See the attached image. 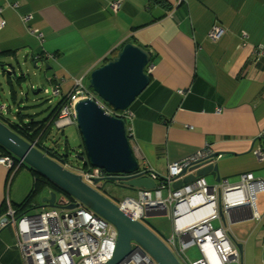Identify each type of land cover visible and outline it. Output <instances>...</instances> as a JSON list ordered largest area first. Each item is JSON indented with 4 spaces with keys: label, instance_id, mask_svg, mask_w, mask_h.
I'll use <instances>...</instances> for the list:
<instances>
[{
    "label": "crops",
    "instance_id": "0c3cea01",
    "mask_svg": "<svg viewBox=\"0 0 264 264\" xmlns=\"http://www.w3.org/2000/svg\"><path fill=\"white\" fill-rule=\"evenodd\" d=\"M113 1L0 0V21L5 20L0 62L31 56L43 63L48 81L60 87L55 96L61 100L76 80L88 87L91 71L121 45L144 46L155 53L154 69L130 107L135 115L130 141L140 167L165 175L172 162L209 148L218 155L221 180L235 184L252 173L264 181V156L255 154L259 148L264 153V56L254 52L264 46V0H121L119 9ZM26 14L31 17L24 22ZM215 25L226 32L211 40L208 32ZM242 33L244 47L239 46ZM8 169L0 163V211L7 200L22 202L35 180L23 167L11 181ZM218 173L205 176L209 185L219 183ZM256 210L254 215L252 208L240 206L224 210L225 220L215 219L243 244V264H264V191L257 193ZM0 264H25L14 227L0 232Z\"/></svg>",
    "mask_w": 264,
    "mask_h": 264
},
{
    "label": "built area",
    "instance_id": "2783aa9c",
    "mask_svg": "<svg viewBox=\"0 0 264 264\" xmlns=\"http://www.w3.org/2000/svg\"><path fill=\"white\" fill-rule=\"evenodd\" d=\"M121 0L111 2L114 9L121 7ZM17 6V4H13ZM30 14L23 16L27 21ZM5 21L0 23L4 26ZM226 29L215 25L208 33L211 40L220 39ZM41 36V35H40ZM240 47L247 44L246 34L240 36ZM254 52L264 56V46H257ZM154 64L147 67L153 71ZM45 92H49L46 88ZM60 87L51 91L52 95H59ZM183 93L182 91H180ZM92 96V92L83 85L81 79L76 80L75 88L64 97L58 114L53 119V126L61 129L70 124H76L74 106L81 98ZM99 104L106 112L119 116L125 121V128L129 140L134 137V112L129 108L124 111H114ZM6 107L0 105V115ZM264 138V132L261 133ZM211 153L209 148L197 151L181 160L172 162L168 172L160 175L151 170L150 176L156 180V190H139L137 197H126L120 207L130 217L147 220L153 217L169 215L173 222L171 232L162 233L165 238L179 241L180 248L197 245L202 257L189 261L188 264H243L242 254L232 239L230 229L223 223L213 227L211 220L219 219V205L230 212L240 206H248L257 215V193L264 191V181L257 180L252 173L242 174L237 183L231 184L222 180L215 185H209L204 177L173 189L172 178L177 176L187 166L201 161ZM258 158L264 153L259 148L255 151ZM82 162L77 170L84 179L94 185L95 178H104L107 173L100 168L86 166L87 156L83 150L76 155ZM13 157L1 156L0 163L8 168H18L23 162ZM64 165L70 169V163ZM167 193L164 195L163 191ZM8 202V211L0 222V227L13 225L15 227V246L19 249L25 264H106L115 253L118 231L116 227L98 216L83 204L75 208H48L40 212H27L15 217V211ZM131 252L121 264H158V262L138 243L132 241Z\"/></svg>",
    "mask_w": 264,
    "mask_h": 264
},
{
    "label": "water",
    "instance_id": "95a60500",
    "mask_svg": "<svg viewBox=\"0 0 264 264\" xmlns=\"http://www.w3.org/2000/svg\"><path fill=\"white\" fill-rule=\"evenodd\" d=\"M151 59L150 49L131 41L127 42L116 56L91 71L88 89H92L90 90L92 96L81 98L74 106L76 125L87 162L108 174L105 178H95L94 185L89 184L82 173L67 168L47 155L35 143L20 136L2 120L3 115H0V146L73 199V202L68 204L69 200L65 195L58 200L57 192L50 191L48 195L42 197V204L37 207L71 209L83 204L116 227L118 231L116 250L113 258L106 264L124 262L131 252L132 241L146 250L158 264H183L162 234L146 222L127 215L117 203L96 187L102 180H114L134 189L156 190V180L150 176L151 170L140 167L127 136L124 119L106 112L96 100V97L100 98L114 111L128 109L150 84L151 72L147 67L153 64ZM25 64V59L15 57L13 62H0V68L17 78L22 76L27 78L29 74L24 71ZM34 65L37 69L36 63ZM44 88L45 86H42L37 92ZM6 113H9V110ZM217 156L210 153L203 160L184 168L172 178V188L175 190L182 188L199 177L205 178L212 171L218 173ZM220 180L218 173L216 181ZM219 212L220 217L225 220L222 205H219ZM236 246L242 254L243 244L237 242Z\"/></svg>",
    "mask_w": 264,
    "mask_h": 264
},
{
    "label": "rangeland",
    "instance_id": "374dc122",
    "mask_svg": "<svg viewBox=\"0 0 264 264\" xmlns=\"http://www.w3.org/2000/svg\"><path fill=\"white\" fill-rule=\"evenodd\" d=\"M24 59V57H23ZM27 68H28V76L27 81L23 82L19 87L17 86L19 96L23 99L20 106L12 104L9 99V85H8V76H14V74L10 75L8 72L2 71L0 68V105L8 104L12 111L10 113H6L2 118V120L11 126V123H19V120L16 117V112L21 110L25 114H31L34 116V119L37 121H41L50 116L56 104L60 100L58 96L52 95L51 91L53 90V86L50 81L46 79L44 73L46 72L45 65L41 62L36 64L37 69L35 68L34 61H31V56L26 58ZM48 64L46 65V67ZM8 68V67H7ZM7 71V70H6ZM36 73V75H34ZM37 79V80H36ZM32 80V81H31ZM35 80V81H34ZM88 82V78L86 83ZM45 86L49 92H45L41 90L37 92L39 88ZM37 92V93H35ZM28 97V98H27ZM26 119V118H25ZM29 120V119H28ZM49 139H46L44 145L48 147H56L57 149L65 148L66 145L69 146V155H68V163H70V169L76 171L77 168L82 166V162L77 159L75 156L76 153L80 149L81 136L79 134V130L76 124H70L65 126L63 129L52 128L49 133ZM38 147H41L38 145ZM43 148V147H41ZM40 148V149H41ZM98 190L103 192L106 196H108L112 201L119 204L121 200L126 197H137L138 189H134L128 186H124L119 184L114 180H102L98 184H96ZM52 191L49 187L42 191L40 194L39 204H42V197H45ZM166 194V191H163ZM58 200L62 197V193H57ZM39 205V206H40ZM47 208L36 207L34 212H40ZM148 225L152 226L158 233H166L171 232L173 227L172 219L169 215H162L159 217H153L147 220H144ZM213 226L218 225V221H212ZM10 228V227H9ZM12 228V227H11ZM185 255L190 260H195L201 258L200 250L197 245H191L185 249ZM184 264L186 262L182 260ZM234 264V263H231Z\"/></svg>",
    "mask_w": 264,
    "mask_h": 264
},
{
    "label": "trees",
    "instance_id": "16d2710c",
    "mask_svg": "<svg viewBox=\"0 0 264 264\" xmlns=\"http://www.w3.org/2000/svg\"><path fill=\"white\" fill-rule=\"evenodd\" d=\"M157 1H159V0H157ZM13 7L17 8L18 5L17 6H13ZM23 16H25V15H23ZM23 16H22V18H23ZM2 21H5V20H1L0 23ZM24 22H26V21H24ZM0 27H2V26H0ZM123 46H124V44L121 45L120 47H118L116 49V51H114L113 55L116 56L117 53L122 49ZM154 58H155V53L152 54V59H151V63H153V64H154ZM108 59L111 60L112 57H108ZM109 60H106V62L109 61ZM88 78H89V76H88ZM24 79H25V77L22 76L20 78H16L15 81H14V80H12L11 76H8L7 82H8L9 89H10L9 99H10V102L12 104H15V105H18V106H20V104H21L22 100H21V98L19 96V91H18L16 85H18L19 83L24 81ZM87 86H88V82H87ZM90 90L92 91V89H90ZM96 98H97L96 100L98 102H100L101 104H103L106 108L112 109L103 100H101L98 97H96ZM63 101H64V98L61 99L60 102L56 105V107L53 109V111L50 114V116L47 117L44 120H41V121L35 120L33 118V115L25 114L21 110L18 109V111L16 112V117L19 120V123H11V126H10L12 128V130H14L20 136L25 138L27 141L35 143V145H37V146L40 145L41 147H43V148H41V147H39V148H41L47 155H49L50 157L58 160L61 163L68 162L67 159H68V155H69L68 154L69 153V146L66 145L65 148H62L60 150V149H57L54 146L48 147V146H46L44 144L46 142V139L50 138L49 137V133L51 132V130L53 128V125H52V122H51L52 118L55 116V114H57L58 109L61 106ZM130 107H129V109H130ZM10 111H12V110H10ZM81 146L83 148L82 143H81ZM0 150H1V156H8V157L15 158L8 150L3 148L2 146H0ZM14 160H16V162L18 161V159H16V158ZM87 165H89L88 162L86 163V166ZM23 167H26L24 163H22L16 169H14L15 167H13L12 169H8L9 171L13 170V173H12V176H11V181L14 179V177L17 174V172L19 171V169H21ZM30 171L35 176L34 177L35 180H34V184H33L32 190L30 191V193L26 196V198L22 202L10 204L12 209H14V211H15V217H20V216H22L24 214V212L27 213L29 211L28 209L33 208L35 206V204L37 203L36 199L38 198V195L40 196L42 191L47 189V187H49L52 191H55L57 193L58 192H60V193L62 192L63 194H65L55 184H53L47 178H45L42 175H40L39 173H37L35 170L30 169ZM66 196H68V195H66ZM69 199H71V197ZM8 207L9 206L5 203L4 206L1 208V211H0V222L6 216L7 211L9 210ZM9 227H14V226L13 225H8V226L3 227V228L0 227V232L2 230H4L5 228H9ZM14 229H15V227H14Z\"/></svg>",
    "mask_w": 264,
    "mask_h": 264
},
{
    "label": "flooded vegetation",
    "instance_id": "af4514ba",
    "mask_svg": "<svg viewBox=\"0 0 264 264\" xmlns=\"http://www.w3.org/2000/svg\"><path fill=\"white\" fill-rule=\"evenodd\" d=\"M207 181V180H206ZM220 181H222V180H220ZM116 182H118L119 184H121V182L120 181H116ZM208 183V182H207ZM122 185V184H121ZM214 185V184H213ZM212 186V185H211ZM152 192H153V195H154V193H155V191H153L152 190ZM62 193V192H61ZM62 195L64 196L65 194H63L62 193ZM65 197H67L68 199L70 198L69 196H66L65 195ZM122 201V200H121ZM121 201H120V203H121ZM120 203H119V205H120ZM220 219H221V217H220ZM139 220H141V221H144L143 219H139ZM215 220V219H214ZM212 221H213V219L211 220V224H212ZM222 221V220H221ZM145 222V221H144ZM222 223V222H221ZM224 224V223H223ZM221 225V224H220ZM219 225V226H220ZM212 226H213V224H212ZM219 226H217V227H219ZM214 227V226H213ZM162 234V233H161ZM231 234V233H230ZM163 235V234H162ZM164 236V235H163ZM164 238H165V236H164ZM166 239V243L169 245V247L173 250V252L176 254V256L179 258V260L183 263V261L182 260H184L185 262H186V264H188L189 263V261H191L186 255H185V249L187 248V247H189V246H191V245H189V246H187V247H184V248H180V243H179V241H177V240H174V239H168V238H165ZM234 240V239H233ZM235 241V240H234ZM235 243H237V242H235ZM238 248V247H237ZM201 253V252H200ZM201 257H202V255H201ZM242 258H243V256H242ZM200 259V258H199ZM199 259H195V260H199ZM195 260H192V261H195ZM184 264V263H183ZM231 264V263H230Z\"/></svg>",
    "mask_w": 264,
    "mask_h": 264
},
{
    "label": "clouds",
    "instance_id": "9594fccd",
    "mask_svg": "<svg viewBox=\"0 0 264 264\" xmlns=\"http://www.w3.org/2000/svg\"><path fill=\"white\" fill-rule=\"evenodd\" d=\"M87 88H88V87H87ZM44 89H46V87H45ZM89 90H90V89H89ZM43 91H44V90H43ZM59 108H60V107H59ZM58 111H59V109H58ZM4 113H5V111H4ZM4 113H3L2 115H4ZM57 114H58V112H57ZM57 114H55V116L52 118V121H53V119L56 117ZM52 121H51V122H52ZM52 125H53V122H52ZM53 127H54V126H53ZM54 128H56V127H54ZM63 128H64V127H63ZM63 128H61V129H63ZM56 129H58V128H56ZM130 142H131V141H130ZM79 150H83V148H82V149H79ZM83 151H84V150H83ZM62 164L64 165V163H62ZM73 171H74V170H73ZM76 171L79 172L78 170H76ZM76 171H75V172H76ZM106 176H108V174H107ZM106 176H105V177H106ZM105 177H104V178H105ZM139 190H142V189H138V191H139ZM62 196H63V195H62ZM68 200H69V201H68V204H70V203L73 202V199H68ZM118 205H119V204H118ZM47 209H48V208H47Z\"/></svg>",
    "mask_w": 264,
    "mask_h": 264
}]
</instances>
